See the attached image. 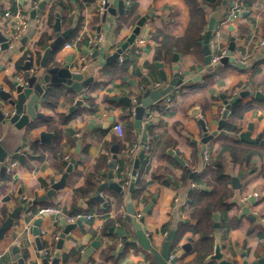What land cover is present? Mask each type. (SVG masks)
Returning a JSON list of instances; mask_svg holds the SVG:
<instances>
[{
    "label": "crops",
    "instance_id": "1",
    "mask_svg": "<svg viewBox=\"0 0 264 264\" xmlns=\"http://www.w3.org/2000/svg\"><path fill=\"white\" fill-rule=\"evenodd\" d=\"M56 1L59 0H47L32 17L31 10L37 8L33 0H0V33L8 37L6 48L0 42V87L4 91H12L13 79L23 78L21 65L25 61L36 69L43 46L55 38L53 24L56 14L60 31L69 29V33L62 39L60 47L54 52L52 50V62L64 63V59L71 55L74 69L90 65L89 74L93 75V80L83 88L82 103L73 108L77 94L66 86L61 85L69 91L57 98L53 108L44 103L41 95L37 104L40 115L31 122V127L22 129V141L26 143L25 147L19 149L23 155L22 162L7 159V171L0 178V224L13 208H25H21L0 238V264H16V254L12 251L14 245L18 248L19 256L25 255V264H41L32 234L33 222L37 218L41 219L39 231L43 251L49 260L53 257L57 240L54 236H59L65 223L60 221L62 216L37 213L38 206L49 205H58L65 213L82 210L93 214L65 235L60 249V264L143 263L145 256L152 259L148 251L127 245L117 253L121 237L108 229L113 224L115 228L124 229L129 239H133V227L125 221L127 204L131 203L137 214L150 200L152 204L145 214L143 230L151 245L159 250L164 236L174 229L178 240L172 252L179 249L187 237L192 238L190 250L176 264L190 262L196 254L193 245L198 234L193 232L194 220L188 215L189 193L219 189V183L213 177L219 154L223 172L229 177L228 186L232 194L225 200V206L212 212L219 213L218 227L213 226L212 219L213 244L217 235L223 257L232 264H241L243 254L247 262L264 256V99L258 100L251 95L239 98L242 102H250L240 131H244L247 123L251 122L253 128L250 137L259 135L256 142H249L250 146L243 145L254 151L248 162L233 161L229 152L223 150V145L240 131L228 132L224 124V133L218 131L203 143L200 141L203 131L198 122L202 118L210 132L217 127L223 100H231L243 89H261L264 93V46L259 45V40L264 37V0L243 1L242 12L238 15L228 14L230 1L210 11L209 14L215 18L214 26L220 33L218 47L227 49L229 42H234L233 61L204 72V55L201 60L196 55L179 52L162 42L163 35L180 37L184 34L189 20L185 0H137L135 20L127 11L130 0H122V12L107 13L103 21L102 11L99 10L103 0H60L61 5L52 10L51 6ZM107 1L116 7L119 0ZM6 12L10 14L6 15ZM16 12L23 16V26L13 17ZM51 12L54 13L52 22ZM144 14L148 18L134 42L120 53L117 61L106 63L102 54L114 51L118 43L131 33L137 18ZM43 33L48 38L40 44ZM66 43L70 45L66 47ZM82 48L87 50L86 56L82 55ZM95 48L99 52L92 58L90 53ZM172 52L179 55V69L184 79L198 73L200 79L175 86L161 101H154L145 110L147 114L142 116V126L138 129L133 124L132 105L121 101V97L138 101L137 95L147 87L143 77L150 81L151 88L155 87L159 82L155 61L163 63L169 80ZM239 61L240 65L237 64ZM121 65H124V69ZM2 103L0 99V105ZM204 103L209 105L206 109ZM193 107H198L197 115L190 113ZM4 109H8V105H4ZM115 123L122 126L120 135L114 130ZM143 131L149 149L144 151L132 174L134 159L141 148L134 155L129 153V148L134 142L142 145L140 137ZM2 132L0 127V135ZM41 132L48 134L45 140H41ZM204 150L209 156L207 164L203 160ZM169 151L181 158L186 168ZM113 155L116 158L113 179L121 185L123 194L105 187L100 191L103 199L96 198L99 202L91 206L89 200L95 197L97 185L107 180L105 174ZM71 160V170L66 173V166ZM187 169L194 174L190 176ZM184 170L188 177L181 181ZM241 171L240 195L244 200L254 195V202L250 204L253 217L241 214L240 207L232 201L234 190L231 177ZM63 173H66L63 185L51 196H45L51 183L58 181ZM137 175L148 184L138 198H132L129 184L131 181L134 184L133 176L136 178ZM89 176L95 181L94 190L75 195V189L83 187ZM193 176L200 181L196 183L190 180ZM115 192L121 194L122 198H117ZM84 198L87 199L85 206H77V201ZM75 206L77 209H73ZM28 209L31 214H27ZM121 218L123 222L119 220ZM106 221L108 223L105 224ZM97 238L98 245L91 246V242ZM107 245L113 247L112 257L102 261L100 253ZM72 249L79 251V258L63 262L62 255ZM212 249L198 264H218L214 260L205 261Z\"/></svg>",
    "mask_w": 264,
    "mask_h": 264
},
{
    "label": "water",
    "instance_id": "2",
    "mask_svg": "<svg viewBox=\"0 0 264 264\" xmlns=\"http://www.w3.org/2000/svg\"><path fill=\"white\" fill-rule=\"evenodd\" d=\"M46 1L47 0H41L38 3L37 8L31 10L30 13L32 17L38 10L44 7ZM229 1L230 0H222L221 4L226 5ZM102 8L103 10L101 14V20L103 21L107 13L115 14L116 11L118 13L122 12L123 2L122 0H119L116 7H113L108 3L107 0H103ZM147 18V14L139 16L135 21V25L132 28L131 33L127 35L123 41L118 43L114 51L105 52L102 54V57L104 58L106 63L118 60L120 53L124 51L128 45L134 42L136 35L139 33L140 27L143 25ZM214 24L215 18L211 14H209L206 29L203 33V38L199 41L204 55L203 63L205 64V67L202 72L210 71L213 68L218 67L220 64H226L228 62L233 61L232 51L234 50V42L232 40L229 42L225 54L221 56L217 62L209 64L212 54V51L209 46V39L211 37ZM59 25V17L58 14H56L53 24L56 33L55 38L50 44L43 46V50L40 54L36 69L31 68V64L29 61H25L21 65V69L24 71L23 78H15L13 79V81H11V86L13 87L12 91H4L2 87H0V99L3 102L0 105V127L3 129V132L0 135V178L3 177L5 172L7 171V159H17L18 161L22 162L23 155L19 152V149L26 146V143L22 141V129L24 127H28L31 122L35 119V117L40 115V113L37 112V104L38 99L41 95H43L44 91L51 88L52 86L61 85L73 90L77 94V97L74 101V105L71 107L73 108L79 103H82L83 88L87 87L88 84L93 80V75L89 74L91 66L85 65L81 68L74 69L71 66V55L67 56L64 59V63L52 62L50 57L52 50L55 49L60 44L62 39L65 38L69 33V29L60 31ZM0 42H2L1 46L3 48H6L8 46V37H5L0 33ZM85 44H87V41L85 42ZM98 52V49L95 48L90 53V56L94 58L98 55ZM81 53L83 56H86L87 50L82 48ZM170 62L171 64L169 70L171 71V77L169 80L167 79V73L163 69V63L155 61L154 65L158 69L159 74V82L156 83L155 87L151 88L149 85L150 81L146 77H143L147 87L144 89L143 92L137 95L138 101H132L129 97H121V101L132 105L134 116L133 124L138 129H141L142 126V116L144 114H147V111L145 110L148 109L154 101H161L164 96L175 86L200 79V73L194 75L190 79H184V74L179 69V55L177 52L171 53ZM237 64L240 65L241 62L239 61ZM125 78L126 77L124 76L123 79L126 80ZM128 82L131 83L130 80ZM246 95H251L258 100L264 99V93L261 91V89H243L239 91V93L235 95L231 100H223L224 106L221 111L220 119L217 121L216 129L208 132L204 120L202 118L198 119L200 127L203 131V135L200 139L201 142H207L218 131H220L221 133L225 132L223 127L226 121L230 104ZM4 105H8V109H4ZM190 113L193 115H197L198 107H193ZM145 126H147V124H145ZM252 128L253 124L251 122H248L246 129L238 133V138L246 142H256L258 139L257 137H259V135L255 138L250 137V131L252 130ZM46 136H48L47 133H40L41 140H45ZM74 138L77 139L76 137ZM140 140L142 145L147 142L144 131L141 133ZM116 152L117 151H114V153ZM169 154L173 155L174 159L180 165L186 168V165L184 164V161L181 158L174 155L172 151H169ZM143 155L144 150L141 148L137 154V157L134 159L132 174L134 173V170L138 165V161L143 158ZM72 163L73 160H71V163H68V165L66 166V173L71 170ZM115 165L116 158L115 155H113V158L108 162L109 169L105 174L107 180L98 184L95 189V197L99 200L103 199L100 195V191L105 187H110L123 194L121 185L113 179V169H115ZM187 171L189 172L190 176L194 174V172L189 171V169H187ZM66 173H63L62 177L58 181L51 183V187L45 192V196H51L56 189L63 185ZM242 174L243 172L241 171L237 175L231 177V187L234 190L232 195V201L240 207L241 214L247 215L248 217H253V215L250 213V204L254 202V195H249L245 200L242 199L240 195V177ZM132 187L133 181H131L129 184V190H132ZM39 199L41 200V198ZM86 200V198L78 200L77 206L84 207V202ZM35 202L36 201H34V203ZM151 204L152 200H150L142 208L138 216H136V212L134 211L132 204H127V214L125 215V221L133 227V239H129V237L127 236V232L124 229L115 228L113 224L109 227L108 230L110 232L114 231L121 237V243L119 244L117 253L121 252L123 248L127 245L132 247H140L148 251L152 255V259H149L147 256H145L143 263L135 264H176L178 259H180L185 252H188L190 250L192 238L187 237L186 242L182 243L179 249L172 252V242L175 238L176 231L174 229H170L164 236L159 250L156 247L152 246L149 237L143 230L144 217L146 212L151 207ZM21 208H25V206L15 207L10 212H8L7 217L0 224V238L11 226L13 220L17 217ZM73 209H77V207L75 206L73 207ZM218 217V212H214L212 214V219L214 220V227H218L219 225ZM82 220L83 219L77 220L72 223H67L65 222L64 217H61L60 221L61 223H65V226L56 240L53 257L49 260L43 251L41 243V235L39 231V224L41 219H35V221L33 222L32 234L34 235V242L38 254L40 256L41 264H60V249L63 244V239L65 235L69 232V230L74 228L76 225L80 224ZM98 243L99 239L97 238L94 242H91V246L95 247L98 245ZM12 251L16 254V264H25V255L22 254L19 256V254L17 253L18 248L16 245L12 247ZM242 257L243 258L241 264H264V256H260L251 262H247L244 254L242 255ZM209 260L217 261L218 264H232L227 258L223 257V252L221 251L217 235H215L214 238L212 252L205 258L206 262Z\"/></svg>",
    "mask_w": 264,
    "mask_h": 264
},
{
    "label": "trees",
    "instance_id": "3",
    "mask_svg": "<svg viewBox=\"0 0 264 264\" xmlns=\"http://www.w3.org/2000/svg\"><path fill=\"white\" fill-rule=\"evenodd\" d=\"M37 1V0H33ZM222 0H185L189 9V20L184 31V34L180 37L163 35L162 42L164 45L174 47L177 51L182 53H189L193 56H198L202 60V48L199 41L203 38V33L205 31L208 15L211 10L215 9L217 6L221 5ZM252 2L254 0H247ZM61 5V1H56L52 4L51 9L54 10L56 6ZM137 0H130L128 6V14L134 16V20L137 17ZM136 13V14H135ZM51 22L54 19V13L50 14ZM48 38L46 34H42L39 40L40 44H43ZM60 44L53 50V52L60 47ZM124 65H121L122 69ZM69 90L61 86H52L51 88L44 91L42 95V100L49 107L53 108L57 104V98L61 95H66ZM209 105L204 103V108L206 109ZM250 107V102H242L241 99L230 104L229 112L225 121V129L231 133H237L241 130V125L243 123V116L246 110ZM32 125L30 124L29 127ZM251 143L244 142L240 140L237 136L230 138V142L223 145V150H227L233 159V161L248 162L253 156L254 151L251 148L243 147V145L250 146ZM217 161H215V168L213 171L214 179L219 183V189L217 191H191L189 193V218L194 220L192 225L193 232L198 234V238L193 245V250L196 252L195 257L190 262L183 264H195L203 259V257L210 252L213 245L212 240V212L218 210L219 208L225 206V200L228 199L232 190L229 188V177L223 172V163L220 161V154L218 155ZM187 173L184 170L181 181L187 179ZM190 180L198 183L200 180L193 176ZM148 182L141 179L138 175L135 178L133 189L131 190L132 198H138L143 190L146 188ZM95 188V181L91 179V176L86 178L85 185L78 189H75L74 194H88L91 190ZM117 198H122V195L115 192ZM99 201L96 197H92L89 200V204L92 206L97 204ZM107 207V206H106ZM105 207V208H106ZM4 213V211H3ZM123 222V219H119ZM108 221L105 222V224ZM104 224V225H105ZM178 237L174 238L172 242V247H175ZM113 247L107 245L101 250L100 257L102 261H106L112 257ZM79 258V251L77 249H72L68 253L62 255L63 262H68L71 260H77Z\"/></svg>",
    "mask_w": 264,
    "mask_h": 264
},
{
    "label": "built area",
    "instance_id": "4",
    "mask_svg": "<svg viewBox=\"0 0 264 264\" xmlns=\"http://www.w3.org/2000/svg\"><path fill=\"white\" fill-rule=\"evenodd\" d=\"M39 1L40 0L33 2L34 7L37 6V2H39ZM243 1H245V0H230V6L228 9V14H231V15L241 14ZM99 10L102 11L103 8L100 7ZM5 14L9 15L10 13L6 12ZM13 17L15 19H17L18 22L22 26L24 25L25 21L23 19V16L19 12L14 13ZM219 34H220L219 29L217 28V26H214L212 29L211 37L209 39V46H210V49L212 51L209 64H213V63L217 62L219 60V58L221 56H223L226 52L225 48H219L218 47ZM69 45H70V43L65 44L66 47H68ZM259 45L264 46V37L259 40ZM114 130L116 131L117 134L120 135L122 133L121 124L115 123L114 124ZM139 148H142L144 151H148L149 146L147 144L141 145L138 142H134L131 145V147L129 148V153L134 155ZM203 160H204L205 164H207L209 162V156H208L206 150L203 151ZM134 179H135V176H133V180ZM191 186H194V183H191ZM37 213L39 215L52 214V215H55L56 217L62 216V217H64L65 222H67V223H72V222H75V221L81 220V219H83V220L89 219L93 216L92 213L84 212L82 210H76L73 212H66L65 213L58 205L38 206L37 207ZM0 214H1V209H0ZM27 214H31L30 209L27 210ZM138 215H139V213L136 214V216H138ZM57 238H58V234L54 236V239H57Z\"/></svg>",
    "mask_w": 264,
    "mask_h": 264
}]
</instances>
